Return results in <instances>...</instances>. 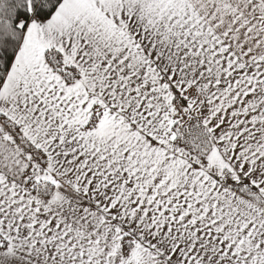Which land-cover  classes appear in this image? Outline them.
Here are the masks:
<instances>
[{
  "label": "snow or ice",
  "instance_id": "6c2138e0",
  "mask_svg": "<svg viewBox=\"0 0 264 264\" xmlns=\"http://www.w3.org/2000/svg\"><path fill=\"white\" fill-rule=\"evenodd\" d=\"M0 264H264V0H0Z\"/></svg>",
  "mask_w": 264,
  "mask_h": 264
}]
</instances>
